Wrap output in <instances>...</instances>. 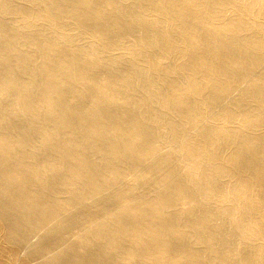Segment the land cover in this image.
Wrapping results in <instances>:
<instances>
[{"label": "bare ground", "instance_id": "6f19581e", "mask_svg": "<svg viewBox=\"0 0 264 264\" xmlns=\"http://www.w3.org/2000/svg\"><path fill=\"white\" fill-rule=\"evenodd\" d=\"M0 264H264V0H0Z\"/></svg>", "mask_w": 264, "mask_h": 264}]
</instances>
